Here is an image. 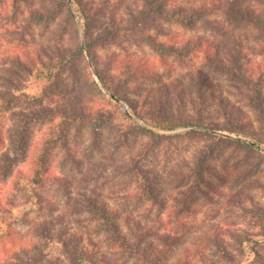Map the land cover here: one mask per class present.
<instances>
[{
  "label": "rangeland",
  "instance_id": "374dc122",
  "mask_svg": "<svg viewBox=\"0 0 264 264\" xmlns=\"http://www.w3.org/2000/svg\"><path fill=\"white\" fill-rule=\"evenodd\" d=\"M69 1L0 0V264H150L116 249L90 198L149 227L148 251L174 236L160 264H264V147L222 127L224 105L264 138V26L239 17L264 0H156L139 23L142 0H84L86 27ZM161 100L201 125L150 130L134 105ZM71 236L92 261L64 253Z\"/></svg>",
  "mask_w": 264,
  "mask_h": 264
},
{
  "label": "trees",
  "instance_id": "16d2710c",
  "mask_svg": "<svg viewBox=\"0 0 264 264\" xmlns=\"http://www.w3.org/2000/svg\"><path fill=\"white\" fill-rule=\"evenodd\" d=\"M69 1V0H67ZM72 4L74 5L75 11L77 15L84 20L85 27L87 26V18L89 13H87V7L84 4V0H70ZM69 1V2H70ZM90 8L92 6H89ZM230 8V7H229ZM160 10L161 6L160 4L156 3V0H142L141 8H138V16L132 15V22H140L141 17L146 15L149 10ZM202 8H194L191 16H199L202 13ZM177 16H180V12L176 13ZM239 17H243L246 19H251L254 21L255 24L263 27L264 26V17L261 16L259 11L256 10H250L248 11H242L239 13ZM137 23V24H138ZM88 43L84 42L83 47H78L76 49L77 53H82V49L86 48L88 49ZM75 53V52H74ZM63 59V58H61ZM95 69L96 76L101 80L102 85L111 93L112 97L114 99H126L124 93L120 92L119 90L115 89L111 84L108 83L106 78L103 76V74L97 69ZM51 74H47V77H49ZM245 84L248 87H252L253 80H251L249 77L245 78L244 80ZM252 89H254L252 87ZM180 90V91H179ZM177 91V94H183L181 93V89ZM183 98V96H180ZM189 98V95H185V99ZM260 96L255 94V100L253 101L254 109L256 111V118L259 121V125L262 133L264 132V109L260 103ZM164 100H161V102L155 101V103L147 104V106H144L142 102H137V105H134L133 112L140 118H142L147 124L150 130L154 129H173L178 126H197L201 125L200 123H193L186 120H176L173 116V112H171L170 109L167 107H163ZM193 105V104H191ZM137 108H140L141 113ZM223 108V115L224 119L226 120V124L222 126L224 129H227L229 131H235L240 132L243 134L250 135L253 139L252 140H245L237 138L236 141L239 144L244 145L245 147L249 149H257L259 143H262V147H264V138L262 134H258L257 131L254 132H248V130H244L241 127H247L242 121L245 114H242L240 110H237L235 108L226 109L225 106H222ZM39 112H43V108L38 110ZM71 114L77 115L79 117L84 116L83 114V108L79 106V103H76L74 107L69 109ZM63 117H66V113H62ZM142 115H145L149 120L145 119ZM100 116V115H99ZM68 117V116H67ZM192 131H199L198 129H192ZM36 195L39 197V194L36 193ZM88 209L92 213V215L98 217V219L102 220V224L106 226V228L109 231L110 237L116 247V249L121 253L125 254L126 256H134L135 258L144 260L146 262H149L150 264H160L161 258L164 256V253L166 252L167 248H170L172 244L175 243L174 236H171L169 234L161 233L157 234L156 238L160 241L162 248H154L151 251H148L150 243H145L143 240V237L146 235H149L150 230L149 227L142 225L139 220H135L133 218L124 217L123 223L126 226V229H123L119 223V220L117 219V211L114 208L108 207L104 202H101L99 200H94L92 198L88 199ZM35 231L39 232L43 235H46V226L44 223H39V225L35 226ZM74 238L73 236L67 238V240L60 239V242L62 243L64 247V253L68 255V257L80 261V260H91V255L89 251L86 250L84 245H79L78 243V237L76 240L72 241L71 239ZM88 244H93L90 238H87ZM86 242V246H87ZM73 243V244H71ZM215 249L221 254V255H228L227 250L224 246V244L219 241L215 240ZM7 264H24L21 261V258L17 256H13L10 259L7 260ZM91 264H95L93 261ZM183 264V263H181Z\"/></svg>",
  "mask_w": 264,
  "mask_h": 264
}]
</instances>
